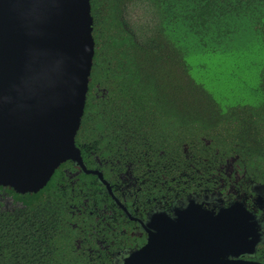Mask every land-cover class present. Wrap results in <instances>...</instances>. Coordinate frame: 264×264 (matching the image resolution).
I'll list each match as a JSON object with an SVG mask.
<instances>
[{"label": "trees", "instance_id": "trees-1", "mask_svg": "<svg viewBox=\"0 0 264 264\" xmlns=\"http://www.w3.org/2000/svg\"><path fill=\"white\" fill-rule=\"evenodd\" d=\"M89 2L94 54L75 139L95 140L104 154L148 151L161 160L170 154L192 166L195 177L221 167L228 181L241 171L264 180V60L254 95L236 104L222 106L190 73L207 67L217 76L234 53L264 55V0H153L159 21L151 44L123 25L135 0ZM52 188L48 180L18 194L23 207L0 211V264L80 263L68 213Z\"/></svg>", "mask_w": 264, "mask_h": 264}, {"label": "water", "instance_id": "water-1", "mask_svg": "<svg viewBox=\"0 0 264 264\" xmlns=\"http://www.w3.org/2000/svg\"><path fill=\"white\" fill-rule=\"evenodd\" d=\"M91 32L89 0H0L1 186L36 192L66 160L96 172L84 167L75 143L94 54ZM240 210L232 204L215 214L188 207L173 219L161 214L159 223L151 221L155 232L123 264H259L222 259L243 235ZM212 240L224 251L216 253Z\"/></svg>", "mask_w": 264, "mask_h": 264}, {"label": "flooded vegetation", "instance_id": "flooded-vegetation-1", "mask_svg": "<svg viewBox=\"0 0 264 264\" xmlns=\"http://www.w3.org/2000/svg\"><path fill=\"white\" fill-rule=\"evenodd\" d=\"M146 7L153 20L155 10ZM122 21L141 44H151L157 35L156 27L146 37L144 32L132 31L125 17ZM75 143L84 167L96 172H86L77 162L66 160L54 169L48 180L53 185L51 192L57 195L54 196L56 203L68 213L70 229L74 230L73 251L79 264H123L132 251L146 243L149 233L155 232L151 221L155 219L159 223L161 214L173 219L178 210L187 207L191 211L200 208L215 214L232 204L239 205L245 214L238 215L236 224L243 235L222 259L264 264V180H258L252 172H237L228 181L225 170L218 167V173L205 172L209 174L205 178L195 177L194 170H190L192 166L177 163L170 154L163 160L148 151L104 154L95 140L75 139ZM177 170L180 177L186 178L177 179L174 175ZM186 179L187 182L180 183ZM9 188L0 185V211H14L24 206L18 197L22 193ZM212 243L216 253L224 251L219 242L212 240Z\"/></svg>", "mask_w": 264, "mask_h": 264}, {"label": "rangeland", "instance_id": "rangeland-1", "mask_svg": "<svg viewBox=\"0 0 264 264\" xmlns=\"http://www.w3.org/2000/svg\"><path fill=\"white\" fill-rule=\"evenodd\" d=\"M133 4L127 6L124 12V17L130 24L128 25L131 28L141 26L142 30L140 32H144L143 36L150 37L152 31H154L156 18L154 17L153 20L150 18V15L146 12V6H150L152 1L135 0ZM141 21L145 23L140 25ZM234 55L236 53L231 55L229 59H223L221 63L222 71L217 76L210 74V71L206 70L207 67L202 69L193 66L190 70L192 77L197 82H201L206 91L220 101L222 106L224 104L229 105V103L236 104V101H248L254 95V84L261 69L259 63L264 60V55L260 52L253 53L250 51V54L246 56ZM214 62L215 58H212L205 64L209 63L208 66L211 68L215 64Z\"/></svg>", "mask_w": 264, "mask_h": 264}]
</instances>
